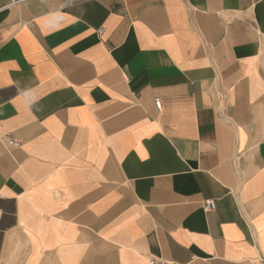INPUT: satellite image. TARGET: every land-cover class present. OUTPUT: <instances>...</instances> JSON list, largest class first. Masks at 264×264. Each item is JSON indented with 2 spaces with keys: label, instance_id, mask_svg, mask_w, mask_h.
<instances>
[{
  "label": "crops",
  "instance_id": "obj_1",
  "mask_svg": "<svg viewBox=\"0 0 264 264\" xmlns=\"http://www.w3.org/2000/svg\"><path fill=\"white\" fill-rule=\"evenodd\" d=\"M10 3L0 264H264V0Z\"/></svg>",
  "mask_w": 264,
  "mask_h": 264
},
{
  "label": "built area",
  "instance_id": "obj_2",
  "mask_svg": "<svg viewBox=\"0 0 264 264\" xmlns=\"http://www.w3.org/2000/svg\"><path fill=\"white\" fill-rule=\"evenodd\" d=\"M29 1L32 0H11V3L8 5L9 7H17L21 6ZM101 30L100 32H102ZM156 107L157 109L161 110L162 103L160 100H156ZM2 142L4 143L5 147L8 149L20 147L23 144V140L20 138H14L12 134H7L2 137ZM204 211L206 213L214 211L216 209V203L214 201H206L203 205ZM150 264H168L165 261L151 259L149 261Z\"/></svg>",
  "mask_w": 264,
  "mask_h": 264
}]
</instances>
